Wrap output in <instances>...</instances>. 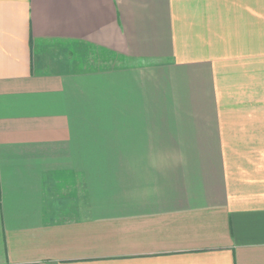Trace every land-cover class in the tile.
<instances>
[{"label": "crops", "instance_id": "0c3cea01", "mask_svg": "<svg viewBox=\"0 0 264 264\" xmlns=\"http://www.w3.org/2000/svg\"><path fill=\"white\" fill-rule=\"evenodd\" d=\"M0 264H264V0H0Z\"/></svg>", "mask_w": 264, "mask_h": 264}, {"label": "rangeland", "instance_id": "374dc122", "mask_svg": "<svg viewBox=\"0 0 264 264\" xmlns=\"http://www.w3.org/2000/svg\"><path fill=\"white\" fill-rule=\"evenodd\" d=\"M110 127H111V129H113L114 131L117 129V126H110ZM97 143H98V142H95L94 145L97 144ZM104 144L106 145L105 142H104ZM94 145H93V146H94ZM114 145H115V144H114ZM116 145H117V144H116ZM116 145L114 146V148H111L110 152H118V151H119V148H118V146H116ZM101 148H102V147H101ZM146 148H147V146H146ZM146 148H145V149H146ZM97 149L99 150V147H98V146H95V149H94L95 152H96ZM142 151L144 152L145 150H142ZM106 152H109V151H106ZM130 152H133V151H130ZM137 152H141V150H138Z\"/></svg>", "mask_w": 264, "mask_h": 264}]
</instances>
